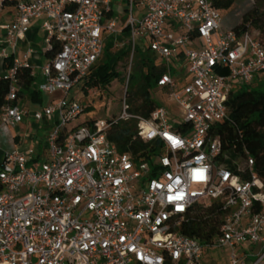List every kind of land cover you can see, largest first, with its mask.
<instances>
[{
  "label": "built area",
  "instance_id": "2783aa9c",
  "mask_svg": "<svg viewBox=\"0 0 264 264\" xmlns=\"http://www.w3.org/2000/svg\"><path fill=\"white\" fill-rule=\"evenodd\" d=\"M128 1L120 24L115 0H0V58L12 59L0 75L9 82L0 103V264H201L208 248L224 246L229 264H264V181L247 148L224 151L213 135L230 118L231 91L264 80V32L252 22L225 28L212 0ZM38 19L46 50L59 49L37 85L51 100L31 110L18 73L33 49L20 58L19 42ZM112 36L131 47L127 86L137 47L164 61L157 86L176 103L173 118L163 105L150 118L130 113L126 89L114 121L77 124L85 107L67 95ZM128 118L141 140L160 143L154 154L136 157L109 139ZM26 123L50 129L43 150L19 133ZM213 203L222 219L209 241L182 232L196 204Z\"/></svg>",
  "mask_w": 264,
  "mask_h": 264
},
{
  "label": "trees",
  "instance_id": "16d2710c",
  "mask_svg": "<svg viewBox=\"0 0 264 264\" xmlns=\"http://www.w3.org/2000/svg\"><path fill=\"white\" fill-rule=\"evenodd\" d=\"M212 1L213 6L222 11L230 9L236 2V0ZM254 3L243 14L242 21L233 26L234 29H243L247 23L252 22L254 26L264 32V0H255ZM127 35L128 28H125L123 36ZM112 47L113 40L110 38L102 56L83 78L85 82L82 85V90L87 86L104 89L117 78L127 79L128 71L124 72L119 69V64L129 62L131 47L124 46L115 54L110 52ZM58 49L59 44L55 43L53 49L47 51L49 59L55 55ZM157 60L158 57L149 49L143 50L137 47L134 52L127 88V102L132 114L150 118L159 106L153 99L151 90L157 86L158 79L165 72V68L157 64ZM11 64L12 59H6L4 70L8 69ZM18 74L20 96L28 97L32 103L41 104L44 101V96L36 88H33L35 76L32 68L24 67L19 70ZM249 86L245 85L231 91L227 100L230 118L218 123L213 129V135L222 140L224 151L235 150L242 153L243 149L247 148L255 159L256 172L264 181V91L261 89L250 90ZM8 88L9 82L1 79L0 103ZM116 118L113 116L107 120L114 121ZM99 119L101 118L77 121V124H94ZM137 135L138 121L132 118L117 120L108 132L109 139L115 142L122 152H132L136 157H149L158 150L160 145L158 141L146 143ZM194 210L195 214L189 222L183 225L182 232L199 238L203 242L209 241L219 231L221 225L222 213L219 210V205L213 203L209 207H204L196 204Z\"/></svg>",
  "mask_w": 264,
  "mask_h": 264
},
{
  "label": "rangeland",
  "instance_id": "374dc122",
  "mask_svg": "<svg viewBox=\"0 0 264 264\" xmlns=\"http://www.w3.org/2000/svg\"><path fill=\"white\" fill-rule=\"evenodd\" d=\"M115 3L121 4L123 7H126L129 4L128 0H115ZM250 0H236L235 4L228 10L223 11V25L225 28H229L240 23L243 14L249 10L252 6L249 4ZM134 10L137 13L139 7L134 6ZM126 16V13L123 14V17ZM124 40H127V37H123ZM109 38L106 40V44ZM106 46V45H105ZM142 49V47H139ZM119 50V47L113 44L110 52L115 54ZM45 61H43L44 63ZM163 60L159 59L158 63L163 64ZM128 66V67H127ZM130 62L119 64V69L125 71L129 70ZM132 68V64H131ZM3 68V59L0 58V75L4 73ZM260 77L257 76L256 83L249 86L251 90L261 89L264 91V80L259 82ZM43 80V79H42ZM41 78L37 77L33 83V88H37L38 82L42 81ZM83 81V80H82ZM77 83L68 93V98H75L78 101L82 102L85 107L84 112L78 117L77 121L90 120L91 118H101L108 119L110 117H118L122 111V99L125 95V90L128 88L127 79L121 80L120 78L115 79L111 85L107 88H92L87 86L82 90V85L85 81ZM184 82V77H182L180 83ZM167 89L160 88L155 86L151 90V95L153 99L159 104L167 107L171 114L172 118L178 111L176 103L169 99L168 94L166 93ZM44 96V95H43ZM50 96H45L46 99H49ZM23 104L31 110L39 109L41 104L32 103L28 97H23ZM41 125L37 123L36 125L22 124L19 129V133L26 139V144L30 145H39L40 150H43V145L45 142L46 135L50 132V129L43 130L40 128ZM40 128V129H38ZM33 136V139H30ZM2 148L10 149L9 143L2 141ZM231 248L224 246L219 248H208L204 257L201 261V264H229L230 262Z\"/></svg>",
  "mask_w": 264,
  "mask_h": 264
},
{
  "label": "crops",
  "instance_id": "0c3cea01",
  "mask_svg": "<svg viewBox=\"0 0 264 264\" xmlns=\"http://www.w3.org/2000/svg\"><path fill=\"white\" fill-rule=\"evenodd\" d=\"M127 8H128V5L126 7H123L121 4L114 3V12L112 15L116 16L120 19V24H123V22L125 21L127 15H128ZM134 12H135V10H134ZM124 13H126L125 17H123ZM135 14L140 15L141 9L139 8L138 12L137 13L135 12ZM0 18L2 20L5 19L4 15L3 16L1 15ZM110 38L113 40V44H114V40H115L114 38L115 37L112 36V37H109V39ZM121 38L122 37H120L119 39L121 40ZM29 48L33 49V54L31 55L30 60H29L33 75L35 76V79H37V77H39L42 80L43 78H42V74H41V68L49 60V57L47 56L46 43H45V31L42 27V20H39V19L34 20L32 22L31 28L29 29L28 33L26 34V37L22 41L19 42V56H20V58H23V54ZM119 49H121V48L119 47ZM43 61H45V62L43 63ZM3 66H4V62H3ZM182 77H184L185 80L187 79L186 74H184V76L181 75L179 77V79L181 80ZM45 96H47V95H44V101L41 103V106L44 105L47 101L51 100V97H49V99H46Z\"/></svg>",
  "mask_w": 264,
  "mask_h": 264
}]
</instances>
